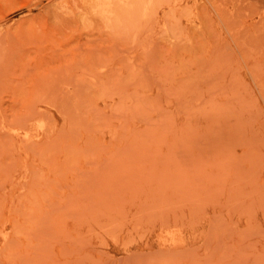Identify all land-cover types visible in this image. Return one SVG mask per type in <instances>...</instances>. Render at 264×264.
Instances as JSON below:
<instances>
[{"label": "rangeland", "instance_id": "374dc122", "mask_svg": "<svg viewBox=\"0 0 264 264\" xmlns=\"http://www.w3.org/2000/svg\"><path fill=\"white\" fill-rule=\"evenodd\" d=\"M0 264H264V0H0Z\"/></svg>", "mask_w": 264, "mask_h": 264}]
</instances>
